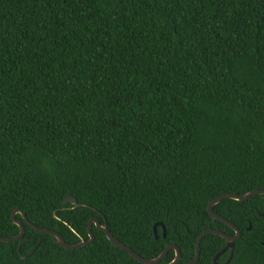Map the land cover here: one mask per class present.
<instances>
[{
	"label": "trees",
	"instance_id": "1",
	"mask_svg": "<svg viewBox=\"0 0 264 264\" xmlns=\"http://www.w3.org/2000/svg\"><path fill=\"white\" fill-rule=\"evenodd\" d=\"M256 189L264 0H0V238L20 233L16 209L69 244L97 218L140 256L174 244L186 264L202 232L234 234L208 204ZM214 211L241 230L228 264H264V195ZM16 219L0 264H144L95 224L68 250ZM224 247L204 236L196 264Z\"/></svg>",
	"mask_w": 264,
	"mask_h": 264
},
{
	"label": "water",
	"instance_id": "2",
	"mask_svg": "<svg viewBox=\"0 0 264 264\" xmlns=\"http://www.w3.org/2000/svg\"><path fill=\"white\" fill-rule=\"evenodd\" d=\"M256 194H263L264 195V189H256V190H252V191H249L243 195H238V194H234V193H225V194H222L220 195L219 197L215 198L213 201H211L209 204H208V207H207V210H208V213L210 214V216L214 219V220H220L222 222H224L226 225H228L229 227H231L233 229V232L234 234L233 235H229V234H226L222 231H218V230H207V231H204L202 232L198 238H197V241H196V248H195V257L187 262L186 264H196L199 260V257H200V243H201V240L204 238V236L206 235H209V234H215V235H219L221 237H223L225 239V247L219 251L213 258V262L215 264H217V258L222 254L224 253L226 250L229 251V255H228V258L226 259L225 262L221 263V264H228L229 261L231 260V257H232V254H233V247H234V242L236 240H238L241 236V230L239 227H237L234 223L230 222L229 220H227L225 217L217 214L215 211H214V206L218 203H220L222 200L226 199V198H231V199H235V200H239V201H243V200H247L249 199L250 197L256 195ZM64 203H70L72 205H77V206H80V204H77V200L75 197L73 196H67L65 197V199L63 200ZM17 213H20L22 215V218L23 220L30 226L32 227L33 229H35L37 232L39 233H45V234H49V235H52L54 238H55V242L68 249V250H75V249H79V248H82L90 243L93 242L94 240V234L92 233L91 231V227L93 224H95L97 226V228H99L100 230H102L107 239L115 246L119 247L120 249L126 251L130 256H132L134 259H136L137 261L139 262H142L144 264H157L159 263L166 255L167 253L171 250V249H174L175 250V258L173 259V261H171L170 263L168 264H177V262L179 261L180 257H181V252H180V249L174 245V244H169L163 251L162 253L156 257V258H153V259H148V258H144L142 256H140L139 254H137L134 250H132L130 247H128L127 245L123 244L122 242L118 241L117 239H115L112 234L110 233V231L108 230V227H107V223L106 221L104 222L103 225H100L99 224V221L97 218H91L89 223H88V234H89V239L87 241H81L79 243H76V244H69L67 243L63 237L57 233L56 231L54 230H50V229H42V228H37L35 227L26 217V214L24 213V210L23 209H16L12 212V219H13V222L15 224H17L19 227H20V233L14 237H9V238H6V237H2L0 238V242H10V241H16L20 238L23 237L24 235V225L22 224V222L18 219H16V214ZM164 223L162 222H157L154 224V227H153V230H154V234H155V237H157V227L160 226L161 229H162V236L165 237L166 236V229H165V226L163 225ZM42 239H40L37 243V245L32 249V251L29 253V254H32L36 248L38 247V245L41 243ZM19 253H20V246H19ZM22 258H24V256L21 255Z\"/></svg>",
	"mask_w": 264,
	"mask_h": 264
}]
</instances>
